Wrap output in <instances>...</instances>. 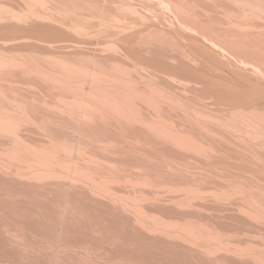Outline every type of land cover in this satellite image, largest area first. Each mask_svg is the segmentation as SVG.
I'll use <instances>...</instances> for the list:
<instances>
[{"label":"bare ground","instance_id":"bare-ground-1","mask_svg":"<svg viewBox=\"0 0 264 264\" xmlns=\"http://www.w3.org/2000/svg\"><path fill=\"white\" fill-rule=\"evenodd\" d=\"M0 264H264V0H0Z\"/></svg>","mask_w":264,"mask_h":264}]
</instances>
